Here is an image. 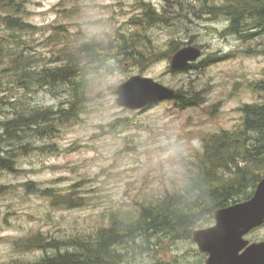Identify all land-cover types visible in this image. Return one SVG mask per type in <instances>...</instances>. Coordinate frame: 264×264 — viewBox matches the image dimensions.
<instances>
[{
	"label": "rangeland",
	"instance_id": "374dc122",
	"mask_svg": "<svg viewBox=\"0 0 264 264\" xmlns=\"http://www.w3.org/2000/svg\"><path fill=\"white\" fill-rule=\"evenodd\" d=\"M182 1L183 11H189L187 5H199L197 0ZM140 2L159 12L164 8L175 12L173 5L166 6L168 0H25V19L34 30L21 38L27 41V52L37 59L38 67L51 60L52 64L43 66L54 68L62 64L56 62L58 51L76 56L79 46L92 38L110 46L118 42V34L139 32L131 21L141 13ZM178 11L181 17L173 13L168 25L144 33L149 34L150 52L156 55L171 53L172 41L179 43V50L200 49L202 55L191 67L172 71L173 55L151 59L146 67L123 56L108 57L89 68L86 110L76 123L59 128L52 138L0 140V157L12 151L17 171L0 170V188H6L0 195V264L35 262L44 256L42 251L17 250L14 244L19 240L39 234L64 243L77 235L88 237L108 225L111 212L135 214L140 205L182 193L192 175L190 163L201 153V140L235 129L242 105L264 102V94L249 88L264 71V57L244 54L253 44L224 34L228 25L224 19L197 18ZM56 33L61 34V41ZM10 35L0 29V37L10 41ZM213 58L201 67L203 60ZM137 75L181 91L199 104L181 108L176 100H167L142 111L118 107L114 90ZM7 78H0V123L12 117L9 102L16 99L12 91L16 87ZM54 89L38 91L25 101L33 108H66L69 96L63 91L68 88ZM23 147L28 148L26 152ZM42 147L48 150L41 153L38 149ZM25 183L41 189L74 187L72 191L78 190L86 204L75 209L53 208L42 197L28 194L22 187ZM213 225V217L200 221L193 232ZM253 237L264 239V228L249 238ZM161 243L156 242L152 256H134L127 250L128 264H152L154 259L163 264H205L207 257L198 252L192 238L174 244L162 239Z\"/></svg>",
	"mask_w": 264,
	"mask_h": 264
},
{
	"label": "trees",
	"instance_id": "16d2710c",
	"mask_svg": "<svg viewBox=\"0 0 264 264\" xmlns=\"http://www.w3.org/2000/svg\"><path fill=\"white\" fill-rule=\"evenodd\" d=\"M197 1L198 7L187 5L185 8L189 11H183L182 0H168L166 6L173 5L175 12L166 8L159 12L151 4L140 2L141 13L131 21L139 32L129 36L118 34V42L110 46L92 38L79 46L76 56L58 51L56 62L62 64L49 68L43 65L52 64L51 60L42 67L37 66V59L27 52V41L21 38L34 30L25 19V0H0V29L11 34L10 41L0 37V78L8 77L16 87L12 90L16 99L9 102L12 117L0 123V140L13 143L34 137L52 138L59 128L76 123L86 110L85 81L90 75L89 68L108 57L123 56L139 67L148 66L151 59H169L178 52L179 43L171 42V53L153 54L151 38L144 31L168 25L173 13L181 17L178 10L197 18L224 19L228 23L224 34L236 37L241 43L253 44L247 46L244 54L264 57V0ZM55 37L62 40L59 33ZM215 59L203 60L201 67ZM60 86L68 88L63 91L69 96L66 108H33L25 101L31 94L55 91ZM249 88L255 94H264V71L262 78L250 83ZM176 101L181 108L199 104L197 99L186 98L181 91H177ZM238 111L241 119L235 129L221 130L201 140V153L190 163L192 175L182 193L140 205L135 214L111 212L108 225L88 237L77 235L64 243L48 241L39 234L19 240L14 244L17 250L42 251L44 256L35 262L9 264H128L127 250L134 256H152L156 253V242L160 244L162 239L172 244L191 240L193 229L200 221L212 219L219 209L251 199L264 178V102L244 104ZM27 149L22 148L25 152ZM38 150L42 153L48 148ZM5 153L6 158L0 157V170L16 173L12 151ZM22 187L28 194L47 200L53 208L75 209L86 204L78 190L72 191L74 187L41 189L34 183H25ZM5 190L0 188V195ZM152 264L163 263L154 259Z\"/></svg>",
	"mask_w": 264,
	"mask_h": 264
},
{
	"label": "water",
	"instance_id": "95a60500",
	"mask_svg": "<svg viewBox=\"0 0 264 264\" xmlns=\"http://www.w3.org/2000/svg\"><path fill=\"white\" fill-rule=\"evenodd\" d=\"M202 55L196 47H185L170 60L172 71H182ZM116 105L128 111H142L163 101L174 100L177 92L141 75L133 76L114 90ZM214 225L196 230L192 240L205 264H264V241L250 244L245 237L264 224V178L251 199L219 209Z\"/></svg>",
	"mask_w": 264,
	"mask_h": 264
},
{
	"label": "flooded vegetation",
	"instance_id": "af4514ba",
	"mask_svg": "<svg viewBox=\"0 0 264 264\" xmlns=\"http://www.w3.org/2000/svg\"><path fill=\"white\" fill-rule=\"evenodd\" d=\"M263 228H264V224H263L261 227H259V228L255 229V230L251 231V232L245 237V239H246L250 244L260 243V242L264 241L263 238H258V237H253V238H251V239L249 238L252 234L256 233L257 231H260V230L263 229Z\"/></svg>",
	"mask_w": 264,
	"mask_h": 264
}]
</instances>
